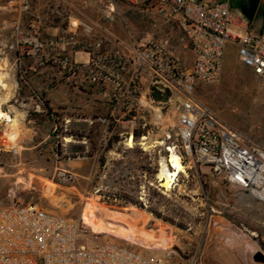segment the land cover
Segmentation results:
<instances>
[{
	"label": "rangeland",
	"instance_id": "374dc122",
	"mask_svg": "<svg viewBox=\"0 0 264 264\" xmlns=\"http://www.w3.org/2000/svg\"><path fill=\"white\" fill-rule=\"evenodd\" d=\"M7 1L0 0V4ZM233 1L238 13L244 0ZM30 7L32 15L46 26L63 29L69 20L80 19L97 23L123 40H128L130 32L140 38L167 39L184 64L192 56L175 26L143 14L140 6L120 0H30ZM51 15L60 19L58 24L48 23ZM261 19L259 10L250 21L252 31L259 28ZM228 30L238 31L234 26ZM76 61L82 63L86 58L81 55ZM40 81L56 106L53 114L61 115V107H79L75 117L108 118L109 110L101 109L107 104L90 90L72 89L65 83L50 88L48 79ZM194 94L221 121L264 148V81L239 62L235 47H226L219 80L198 84ZM173 99L161 122L144 115L135 125H112L119 136V153L108 155L102 168L98 156L84 158L83 146H66L57 131L59 139L36 148L17 144L19 153L14 155L8 146L19 127L0 121V206L32 204L79 219L88 240H115L141 254L163 256L168 264H264L253 259L257 253L264 257V204L247 190L231 187L211 176L207 168L199 174L185 170L170 189L161 186L158 174L167 153L159 142L174 121ZM18 103V97H11L4 111H16ZM144 130L143 136L132 139L133 147L128 146L125 133ZM62 174L70 180L63 183ZM113 195L131 196L143 209L108 201Z\"/></svg>",
	"mask_w": 264,
	"mask_h": 264
},
{
	"label": "built area",
	"instance_id": "2783aa9c",
	"mask_svg": "<svg viewBox=\"0 0 264 264\" xmlns=\"http://www.w3.org/2000/svg\"><path fill=\"white\" fill-rule=\"evenodd\" d=\"M120 1L175 26L191 49L189 63L181 61L167 39L140 38L130 32L123 40L97 23L80 19L69 20L63 29L46 26L32 15L30 0H8L0 4V71L10 78L12 98L28 87L31 74L48 67L58 72L53 85L63 82L101 97L110 107L102 124L106 127L135 125L144 115L161 122L175 96L173 124L159 142L167 159L173 153L184 170L198 174L207 168L211 176L247 190L264 204V148L221 121L194 94L198 84L219 80L227 45L236 47L239 62L264 81V0L257 9L262 19L256 31L239 10L248 0L241 2L238 13L233 0ZM229 26L238 31L230 32ZM47 29L56 33L47 34ZM101 33L108 37L106 41ZM5 36L10 44L2 42ZM10 49L15 56L8 60L5 55ZM81 55L86 61L78 63ZM151 87L160 92L168 89V102H154ZM28 101H19L14 112L4 111L7 103L0 107L15 117L19 127L14 144L8 146L14 155L19 153L17 144L26 120L41 113L46 104L39 94ZM125 134L127 140L133 139V132ZM107 141L106 133L102 134L100 142ZM62 177L63 183L70 180ZM84 238L79 219L32 204L0 206V264H168L163 256L144 255L115 240Z\"/></svg>",
	"mask_w": 264,
	"mask_h": 264
},
{
	"label": "crops",
	"instance_id": "0c3cea01",
	"mask_svg": "<svg viewBox=\"0 0 264 264\" xmlns=\"http://www.w3.org/2000/svg\"><path fill=\"white\" fill-rule=\"evenodd\" d=\"M55 33L56 31L54 29H47V34L53 35ZM111 33L114 34L113 32ZM114 35L118 36L117 34H114ZM100 36H101V40L103 41H106V39H108V37L104 33H101ZM2 42L10 44L11 41H10L9 36H5V39ZM12 50L13 49H10L7 52V54L5 55L6 59L11 60L15 56L13 53L14 50L13 51ZM236 55H237V50H236ZM43 72H46L45 76H43L42 74ZM42 77L49 80L50 84L48 85V87L50 88H57L58 86L63 84V82L57 85L52 84L55 77L58 78V72L55 69H52L50 67L40 69L37 73L31 74L27 78L28 87H25L22 89V91L20 92V95L17 96L18 100L28 101L32 95L39 94L42 97H44L46 104H45L44 110L41 113L32 114L26 120L25 128L22 130L21 135H20L21 143L31 145L32 146L31 148H36L37 146L50 143L54 139H59L58 134L55 135V132L57 131L58 126H62V132H79V133L84 132V134H86L91 128V125L89 123L91 122V120H88L87 117H83V118L77 117V116L71 117V115H69V114L77 113L76 111L77 109H79V107H74V108L61 107V110L64 114L61 121H59L58 117H55L53 115V112L56 110V106H54L52 101L49 100L50 98L46 96L47 87L46 85L44 86L41 84L40 80ZM35 85L37 87H34ZM28 104L31 105L33 103L31 101H28ZM103 105L104 106H102L101 109L104 107V109H106L107 111L109 110L110 112V107L108 105L106 107L105 104ZM65 121H67L68 123H65ZM80 123H84V124H80ZM109 127H106L103 125L101 126L100 137L98 138V141H97V144L100 147L105 145L100 142L102 134L106 133L108 139L111 135V133L108 131ZM113 130H114V127H113ZM60 138L63 141H67L66 146H69L71 144L82 145L84 148V152H83L84 158H86V156L88 155V153L86 152L87 150L86 145H88V142L86 139H83L82 141H77V140H74L73 137L70 135H65L64 137L61 136ZM108 155L118 156V154L114 152H109L107 156ZM96 156L97 154L93 155V158H96ZM89 158H92V157L89 156Z\"/></svg>",
	"mask_w": 264,
	"mask_h": 264
},
{
	"label": "trees",
	"instance_id": "16d2710c",
	"mask_svg": "<svg viewBox=\"0 0 264 264\" xmlns=\"http://www.w3.org/2000/svg\"><path fill=\"white\" fill-rule=\"evenodd\" d=\"M59 21H60L59 18L51 15L48 23L49 24H53V23L58 24ZM53 115H55V117H58V118L60 117V119L62 120V117L64 114L61 113V115H58V114H53ZM69 115H71V117L75 116V114H69ZM104 120H105V118L93 116V123L91 125V128L89 129V131L86 134H84V132H82V133H79V132H62V126H58L57 131L61 134L60 137L61 136L64 137L65 135H70L73 137L74 140H77V141H82L83 139H86L88 142V145H89L88 156L93 157V155L97 154V156H98L97 162H98L99 168H102L104 166L106 160H107V154L109 152L119 153L117 145L120 142L118 134L114 133L113 127L110 126L108 128V131L111 133V135H110L107 143L102 147H100V146L98 147L97 136L100 134L101 126H102ZM145 133H146V130L134 131L133 132V139L136 141L141 136H143ZM59 145H60V143L58 142L57 155H60L62 152V148ZM109 200L110 201H118L120 203L121 207L133 205L139 209H143L141 202H138L136 199H134L131 196L113 195V196H108V201ZM82 230H83V226H82Z\"/></svg>",
	"mask_w": 264,
	"mask_h": 264
},
{
	"label": "bare ground",
	"instance_id": "6f19581e",
	"mask_svg": "<svg viewBox=\"0 0 264 264\" xmlns=\"http://www.w3.org/2000/svg\"><path fill=\"white\" fill-rule=\"evenodd\" d=\"M8 82L10 83V78H7L0 71V86H2V88L0 89V107L3 104L7 103L12 97V94L10 92V88L12 86L8 84ZM19 115L23 116L22 113H20ZM0 121L7 122L11 128H16L15 117H11L9 116L8 113H4L1 110H0ZM14 142L15 141H13L11 144L13 145ZM127 144L128 146H132V140H128ZM180 173H185L184 167L179 163L178 158L172 153L169 155L166 161H163L162 165L160 166L158 179L159 182H161V186L164 187L165 189H170L174 184L176 177Z\"/></svg>",
	"mask_w": 264,
	"mask_h": 264
},
{
	"label": "water",
	"instance_id": "95a60500",
	"mask_svg": "<svg viewBox=\"0 0 264 264\" xmlns=\"http://www.w3.org/2000/svg\"><path fill=\"white\" fill-rule=\"evenodd\" d=\"M260 0H248L247 5H241L239 10L249 21H252L256 15ZM163 92L157 90L156 87L150 88V96L156 103H167L170 95V91L166 88H162ZM23 122L22 119H19ZM255 262H264V257L261 253H257L253 257Z\"/></svg>",
	"mask_w": 264,
	"mask_h": 264
}]
</instances>
